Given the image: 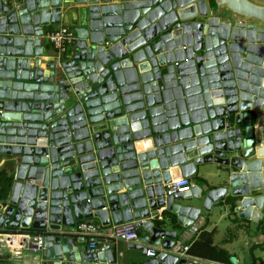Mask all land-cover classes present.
I'll return each instance as SVG.
<instances>
[{
  "label": "water",
  "instance_id": "1",
  "mask_svg": "<svg viewBox=\"0 0 264 264\" xmlns=\"http://www.w3.org/2000/svg\"><path fill=\"white\" fill-rule=\"evenodd\" d=\"M216 3L264 24L262 5ZM206 6L0 0V155L16 159L0 227L43 230L42 264L113 262L109 247L92 251L75 235L90 217L101 226L136 220L148 233L139 241L162 248L144 264L182 263L169 251L176 230L162 227L161 213L147 218L164 208L177 227L191 226L200 211L174 199L204 191L206 211L227 196L239 217L264 222V115L252 121L264 109V30L214 15L200 21ZM70 9L77 40L57 61L40 38ZM205 163L228 171L226 186L192 182L164 197V183Z\"/></svg>",
  "mask_w": 264,
  "mask_h": 264
},
{
  "label": "built area",
  "instance_id": "2",
  "mask_svg": "<svg viewBox=\"0 0 264 264\" xmlns=\"http://www.w3.org/2000/svg\"><path fill=\"white\" fill-rule=\"evenodd\" d=\"M20 0H4L8 4H16ZM42 45L49 46L53 51V57L57 61L67 54L75 45L77 36L74 28L59 25L58 28L43 32L41 35ZM107 41L104 46H107ZM174 64H178L174 61ZM164 197H172L184 192H188L192 188V182L189 176H183L170 180L163 184ZM2 201V200H1ZM159 209V208H158ZM164 209V208H163ZM93 218V217H90ZM85 218L77 222L74 226L75 235L82 239L89 249L98 251L99 247L115 242L117 240L126 243H134L139 239V231L141 228L136 224V220L122 222L120 224H112L109 226H101ZM147 219H150L149 217ZM48 222L46 221V224ZM46 233L41 231L29 230L23 231L19 229H6L0 227V264H42V251L44 248ZM164 237H161L163 240ZM16 242V244H14ZM152 245V244H151ZM147 248L144 252L148 258L156 257L162 251L161 244ZM159 247L160 250L157 248ZM188 245H183L174 242L170 248V253L174 255L177 260H183L178 264H219V263H203L198 258L191 256L188 253ZM10 252V256L5 257L4 251ZM105 251V250H104ZM16 257V259H14ZM264 264V256L260 262ZM104 264H120V262H111ZM177 264V263H176Z\"/></svg>",
  "mask_w": 264,
  "mask_h": 264
},
{
  "label": "crops",
  "instance_id": "3",
  "mask_svg": "<svg viewBox=\"0 0 264 264\" xmlns=\"http://www.w3.org/2000/svg\"><path fill=\"white\" fill-rule=\"evenodd\" d=\"M69 26L66 21L61 20L58 25L47 26L44 27V32L54 30L58 28V26ZM72 27V26H71ZM49 50L50 56L53 54L51 48L49 46L46 47ZM12 156V155H9ZM13 167L15 169L16 166V159L12 156L10 159ZM6 164L5 161L0 158V169ZM213 167L221 168L214 163H211ZM196 169L189 177L191 182L194 183L193 179L197 175V165L195 166ZM7 172H9L10 168H6ZM13 169V170H14ZM15 171V170H14ZM14 182V179H13ZM196 186V184L194 183ZM221 186V185H220ZM208 187L206 184L201 186ZM219 187V186H218ZM11 190V188H10ZM226 199H231L230 197H222L215 203H213L210 209L207 212H212L214 209L216 218H213V212L209 213L206 218H203L199 215V217L194 221L191 226L186 227L182 232L179 234L176 232L175 241L183 244V245H190V243L198 237L201 231H213V243L220 248L225 249L230 256H234L237 260L238 264H261V260L264 256V222L259 220L257 222H251L247 219L241 218L238 215V212L235 211L233 208V213L227 212H218V208H214V205L225 203ZM161 213L163 216L164 213H169L163 208L156 209L154 211L149 212V218L157 217ZM171 213V212H170ZM218 214V215H217ZM158 219V218H157ZM91 221L99 224L98 220L95 218H90ZM230 222V223H229ZM233 223V224H232ZM155 226L159 223L154 222ZM112 225V224H111ZM176 226H171L167 228L166 226L163 228L167 231L176 230ZM148 236L147 231L143 230L142 228L139 231V239ZM140 246L144 248L153 247L151 244L141 243L139 240L134 243H126L124 241L117 240L108 244V246L103 245L99 247V252H103L106 247H109V250L112 251L114 256V262H120V264H144L148 259L143 253V250L140 249ZM159 250L160 248L157 247ZM258 252V254H257ZM5 257L10 256V252L5 250L4 254ZM16 259V257L14 258ZM203 263H211L214 261L208 259H201L198 258ZM217 263V262H214ZM178 264V263H177ZM220 264V263H219Z\"/></svg>",
  "mask_w": 264,
  "mask_h": 264
},
{
  "label": "rangeland",
  "instance_id": "4",
  "mask_svg": "<svg viewBox=\"0 0 264 264\" xmlns=\"http://www.w3.org/2000/svg\"><path fill=\"white\" fill-rule=\"evenodd\" d=\"M254 4L257 5H262L264 6V0H249ZM206 2V12H207V16L204 17H200V21H203L205 19H207L210 16H216L218 18L221 19V21L223 22H227V23H231L234 24L238 21H242L245 22L247 24H255L257 27H262L264 30V24L258 20V19H254V18H247L241 15L236 14L235 12L231 11L230 9L227 8V6H223V5H218L216 3V0H205ZM73 4V3H72ZM66 7L64 6V9ZM71 10L70 9L68 12L64 11V14L62 16L63 21H66L69 26H73L72 28H74L73 22L70 20L71 18ZM77 12H79L78 9H75ZM70 14V16H69ZM65 16V19H63V17ZM75 22V21H74ZM74 100H68L65 105L66 107H68L69 105H71V103ZM264 115V109L262 111H260L259 113L257 112H252V121L254 124H259L262 121ZM12 156H7V155H0V158L3 159L5 161L6 159V164H10L11 161L7 160L10 159ZM7 168H9V166L6 165ZM227 175H228V171L224 170L222 168H216L213 167L211 163H205V164H200L197 165V175L195 176V178L193 179L194 183L198 186H202L204 184H206L209 188H215L218 187L220 185H224L226 186V179H227ZM10 193V191H9ZM208 193H206V191H204L200 197H192V198H176L174 199V203L178 204L182 207H190V208H195L198 209L200 211V216L203 218H206V216H208V214L211 212H207L204 208H203V202L206 198ZM234 200L237 199H226L225 203H221V204H216L214 205V208H218V212H227V213H233V208L235 207V203ZM234 205V207H233ZM216 210V209H214ZM213 212V218H216L214 212ZM211 212V213H212ZM264 214V212H263ZM218 215V214H217ZM162 227L166 226L167 228L171 227V226H176V222H175V216L172 213H164L162 216ZM230 223V222H229ZM233 224V223H232ZM176 228V232L179 234L180 232H182L185 228H179V227H175ZM258 254V252H257Z\"/></svg>",
  "mask_w": 264,
  "mask_h": 264
},
{
  "label": "trees",
  "instance_id": "5",
  "mask_svg": "<svg viewBox=\"0 0 264 264\" xmlns=\"http://www.w3.org/2000/svg\"><path fill=\"white\" fill-rule=\"evenodd\" d=\"M9 166V172H7ZM13 164H5L0 169V201L8 197L13 183ZM234 207V205H233ZM188 253L196 258L208 259L220 264H230V254L213 243V231H201L188 247Z\"/></svg>",
  "mask_w": 264,
  "mask_h": 264
},
{
  "label": "bare ground",
  "instance_id": "6",
  "mask_svg": "<svg viewBox=\"0 0 264 264\" xmlns=\"http://www.w3.org/2000/svg\"><path fill=\"white\" fill-rule=\"evenodd\" d=\"M14 244H16V242H14Z\"/></svg>",
  "mask_w": 264,
  "mask_h": 264
}]
</instances>
